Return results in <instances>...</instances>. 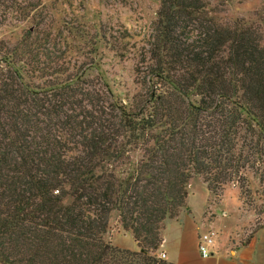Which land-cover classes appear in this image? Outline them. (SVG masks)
Instances as JSON below:
<instances>
[{
	"label": "trees",
	"instance_id": "obj_1",
	"mask_svg": "<svg viewBox=\"0 0 264 264\" xmlns=\"http://www.w3.org/2000/svg\"><path fill=\"white\" fill-rule=\"evenodd\" d=\"M20 1L0 0V17L31 23L0 39V264H176L163 231L198 179L264 213V16L162 0L148 71L123 97L73 61L78 31ZM113 214L138 250L107 238Z\"/></svg>",
	"mask_w": 264,
	"mask_h": 264
},
{
	"label": "rangeland",
	"instance_id": "obj_2",
	"mask_svg": "<svg viewBox=\"0 0 264 264\" xmlns=\"http://www.w3.org/2000/svg\"><path fill=\"white\" fill-rule=\"evenodd\" d=\"M41 1V0H40ZM39 0H22V6H28ZM162 0H42L41 7L51 11L58 25H64L79 52H73V61L85 63L88 75L99 79L107 76L111 79L114 91L123 97L137 85V70L141 75L148 71L147 55L149 38L153 34ZM220 14L223 19L244 18L247 22H259L264 16V0H230ZM31 23H21L15 18L0 17V39L16 41L24 28ZM264 34V30H263ZM252 191L259 186L258 178L253 179ZM202 180L194 182V195L190 203L200 210L207 197L210 210L216 214L213 223L206 220V231L214 230L220 241H225L231 228L243 232L249 237L264 224V213L260 212L262 201L255 195L247 194L241 198V190L229 184L219 196L209 194ZM252 192V193H253ZM241 198L242 208L233 216L226 217L222 210L234 206ZM212 217L210 214L209 218ZM208 218V217H207ZM240 218V220H238ZM107 235L114 243V232L119 226L117 215L110 220ZM237 226V227H236ZM214 228V229H213ZM119 236L118 234L115 235ZM124 237L133 241L130 234ZM218 237V236H217ZM217 239V240H218Z\"/></svg>",
	"mask_w": 264,
	"mask_h": 264
},
{
	"label": "crops",
	"instance_id": "obj_3",
	"mask_svg": "<svg viewBox=\"0 0 264 264\" xmlns=\"http://www.w3.org/2000/svg\"><path fill=\"white\" fill-rule=\"evenodd\" d=\"M194 182L190 185L187 207L177 219H169L166 222L161 246V249L167 255L166 259L176 264H264V224L256 231L251 232L249 237H244L243 232L231 228L226 240L223 242L218 239L219 235L217 233L218 240L212 249L213 254L209 257L201 255L199 237L206 231V228H204L207 225L206 220L213 223L216 214L209 209L211 208L209 205L211 198L209 197L204 201L200 210L195 209L190 203V197L194 195L195 191ZM203 184L206 187L204 182ZM207 190L211 194L208 188ZM242 205L243 202L239 198L233 207L223 209L222 213L226 217H231L234 215L233 211L237 213ZM210 214H212L211 218H209ZM116 234L119 236L116 237ZM121 234H124V236L130 234L133 241L120 237ZM114 244L131 250L139 249L133 235L130 232L123 231L120 225L114 232Z\"/></svg>",
	"mask_w": 264,
	"mask_h": 264
},
{
	"label": "built area",
	"instance_id": "obj_4",
	"mask_svg": "<svg viewBox=\"0 0 264 264\" xmlns=\"http://www.w3.org/2000/svg\"><path fill=\"white\" fill-rule=\"evenodd\" d=\"M217 232L214 230H209L203 232L199 237V250L203 257H209L213 254V247L216 245ZM160 257L166 259V253L161 249Z\"/></svg>",
	"mask_w": 264,
	"mask_h": 264
}]
</instances>
